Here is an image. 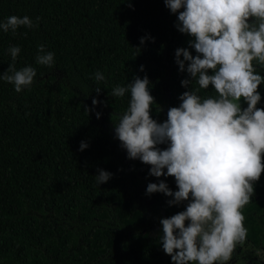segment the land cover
Returning <instances> with one entry per match:
<instances>
[{"label": "trees", "instance_id": "trees-1", "mask_svg": "<svg viewBox=\"0 0 264 264\" xmlns=\"http://www.w3.org/2000/svg\"><path fill=\"white\" fill-rule=\"evenodd\" d=\"M9 15L40 19L32 28L0 31V72L14 63L17 69L30 64L37 73L19 93L0 80V264H171L159 234L148 232L159 233V219L183 204L168 206L170 197L146 195L145 189L159 179L173 189L175 180L148 175L149 165L127 158L113 123L126 110L129 94L110 92L133 74H147L155 101L150 115L166 119L187 90L174 50L188 47L190 37L176 30V16L163 0H0V20ZM145 35L154 40L140 45ZM13 44L21 49L14 62L6 51ZM38 44L54 53L53 66L35 62ZM252 63L264 75V65ZM96 71L104 81L94 79ZM192 87L202 97L216 95L211 85L200 89L193 81ZM257 90V107H264V85ZM93 97L102 101L95 106L99 119L85 109ZM81 140L89 145L82 151ZM97 168L113 175L97 185ZM253 192L241 209L248 230L243 243L259 248L264 169Z\"/></svg>", "mask_w": 264, "mask_h": 264}, {"label": "clouds", "instance_id": "clouds-1", "mask_svg": "<svg viewBox=\"0 0 264 264\" xmlns=\"http://www.w3.org/2000/svg\"><path fill=\"white\" fill-rule=\"evenodd\" d=\"M163 3L176 16V30L190 37L188 47L174 50L178 71L187 74L180 80L187 90L179 94L178 105L168 108L166 119L158 122L150 115L155 101L147 74H133L126 85L117 84L110 96L122 97L127 92L129 99L119 121L113 123L114 138L126 150L127 158L150 166L148 175L175 180V190L165 179L148 182L145 189L146 195L170 197L168 206L183 204V210L159 219L158 242L171 264H223L230 260L237 244L245 241L248 230L241 209L249 202L254 182L264 169V107H257L261 102L257 88L264 85V75L255 71L252 63L255 60L264 65V0ZM39 19L9 15L0 20V31L15 32L21 25L32 28ZM146 39L154 37H139L140 45ZM36 47L35 62L53 66L54 53L46 51L43 44ZM20 50L13 44L6 51L14 62ZM143 69L140 65L139 70ZM36 75L30 64L17 69L9 63L0 72V80L11 83L19 93ZM94 79L104 81L105 76L96 71ZM193 81L200 89L211 85L216 95L202 97L192 87ZM94 90L99 94L101 87ZM241 98L246 107H241ZM98 103L102 101L93 97L92 107L85 106L97 119L101 115L95 110ZM162 144L165 147H160ZM88 146L81 140L78 150ZM112 175L97 168L93 177L99 185ZM257 253H264V249H257ZM260 258L264 260V255Z\"/></svg>", "mask_w": 264, "mask_h": 264}, {"label": "flooded vegetation", "instance_id": "flooded-vegetation-1", "mask_svg": "<svg viewBox=\"0 0 264 264\" xmlns=\"http://www.w3.org/2000/svg\"><path fill=\"white\" fill-rule=\"evenodd\" d=\"M257 249H264V246L257 248L250 241L238 243L233 250L230 260L223 262V264H264V260L260 258L264 253L258 255Z\"/></svg>", "mask_w": 264, "mask_h": 264}, {"label": "rangeland", "instance_id": "rangeland-1", "mask_svg": "<svg viewBox=\"0 0 264 264\" xmlns=\"http://www.w3.org/2000/svg\"><path fill=\"white\" fill-rule=\"evenodd\" d=\"M253 61H255V60H253ZM246 104V102H244L243 101V98H241V107L242 106H244ZM175 188H176V184H175V182H174V184H173V190H175ZM162 195V193H155V196L156 197H160ZM148 234L150 235V236H156V235H158L159 233L156 231H150V232H148Z\"/></svg>", "mask_w": 264, "mask_h": 264}]
</instances>
